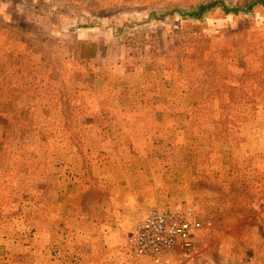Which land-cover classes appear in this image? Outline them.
<instances>
[{"label": "rangeland", "instance_id": "obj_1", "mask_svg": "<svg viewBox=\"0 0 264 264\" xmlns=\"http://www.w3.org/2000/svg\"><path fill=\"white\" fill-rule=\"evenodd\" d=\"M249 1L0 0V264H264V11L223 12ZM189 205V255L129 257Z\"/></svg>", "mask_w": 264, "mask_h": 264}, {"label": "built area", "instance_id": "obj_2", "mask_svg": "<svg viewBox=\"0 0 264 264\" xmlns=\"http://www.w3.org/2000/svg\"><path fill=\"white\" fill-rule=\"evenodd\" d=\"M210 227V223L202 224L197 219L192 205L178 210L149 211L129 234V257L153 259L176 250L187 256L192 252L194 238Z\"/></svg>", "mask_w": 264, "mask_h": 264}, {"label": "trees", "instance_id": "obj_3", "mask_svg": "<svg viewBox=\"0 0 264 264\" xmlns=\"http://www.w3.org/2000/svg\"><path fill=\"white\" fill-rule=\"evenodd\" d=\"M223 7V3L221 1L217 3H212L204 6H200L198 10L190 14V18L194 21L201 20L202 16L207 13L210 10H213L216 7ZM255 8H261L264 11V0H251L249 1L243 8H236V9H229V8H223V12L225 15H234L238 16V12L240 10H243L245 12H250ZM84 48L90 50L89 56L90 58H93L95 56V46L94 45H87Z\"/></svg>", "mask_w": 264, "mask_h": 264}]
</instances>
